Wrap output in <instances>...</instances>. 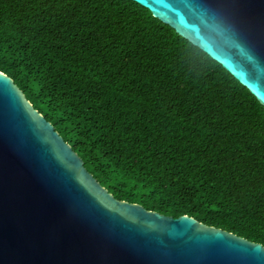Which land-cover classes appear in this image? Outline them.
Segmentation results:
<instances>
[{"label":"trees","instance_id":"16d2710c","mask_svg":"<svg viewBox=\"0 0 264 264\" xmlns=\"http://www.w3.org/2000/svg\"><path fill=\"white\" fill-rule=\"evenodd\" d=\"M0 70L119 200L264 245V105L134 0H0Z\"/></svg>","mask_w":264,"mask_h":264},{"label":"water","instance_id":"95a60500","mask_svg":"<svg viewBox=\"0 0 264 264\" xmlns=\"http://www.w3.org/2000/svg\"><path fill=\"white\" fill-rule=\"evenodd\" d=\"M264 105V0H134ZM0 264H264V245L117 199L0 70Z\"/></svg>","mask_w":264,"mask_h":264}]
</instances>
